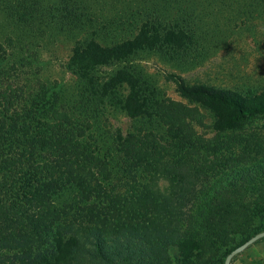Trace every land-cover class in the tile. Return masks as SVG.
Listing matches in <instances>:
<instances>
[{
    "label": "trees",
    "instance_id": "16d2710c",
    "mask_svg": "<svg viewBox=\"0 0 264 264\" xmlns=\"http://www.w3.org/2000/svg\"><path fill=\"white\" fill-rule=\"evenodd\" d=\"M157 28L147 17L133 37L112 45L84 39L69 63L90 78L96 66L163 44L180 48L190 38L182 27ZM123 83L129 90L117 102L127 115L154 112L164 132L138 127L119 135L112 150L56 92L22 99L23 85L12 87L0 69V264H170L174 246L181 264H223L264 230V139L240 131L264 117V87L242 92L179 80L184 99L214 114L215 134L205 137L196 130L203 124L197 106L151 101L127 68L101 89ZM161 180L167 187L158 188ZM67 191L69 201H61ZM255 219L257 232L220 256Z\"/></svg>",
    "mask_w": 264,
    "mask_h": 264
},
{
    "label": "rangeland",
    "instance_id": "374dc122",
    "mask_svg": "<svg viewBox=\"0 0 264 264\" xmlns=\"http://www.w3.org/2000/svg\"><path fill=\"white\" fill-rule=\"evenodd\" d=\"M260 8H264V0H0V43L4 52L0 69L12 87L23 85L22 99L46 88L48 94L56 92L71 117L88 123L87 132L97 137L104 148L113 150L119 135L138 127L164 132V125L154 112L127 115L117 102L128 93L127 84L118 85L111 92L102 91L103 82L120 68L134 73L151 101L166 98L197 106L203 124H197L196 130L211 137L215 134L214 114L184 99L177 82L204 83L242 92L261 90L264 12H256ZM149 13L152 15H146ZM147 17L161 32L168 27H182L189 40L180 48L163 44L96 66L90 78L81 76L70 65L73 48L84 39L95 38L103 45H112L133 37ZM75 22L77 25L73 26ZM240 131L264 139V117L253 119ZM159 182L160 189L168 185L164 180ZM71 194L67 191L59 199L69 201ZM258 227L260 220H253L245 234L220 248L219 255L257 232ZM168 252L170 264H181L178 247H171ZM230 264H264V237L235 255Z\"/></svg>",
    "mask_w": 264,
    "mask_h": 264
},
{
    "label": "water",
    "instance_id": "95a60500",
    "mask_svg": "<svg viewBox=\"0 0 264 264\" xmlns=\"http://www.w3.org/2000/svg\"><path fill=\"white\" fill-rule=\"evenodd\" d=\"M264 237V230L259 231L252 236H250L248 239H246L243 243L239 244L235 248H233L224 258L223 264H230L231 259L240 253L242 250H244L246 247L257 241L258 239Z\"/></svg>",
    "mask_w": 264,
    "mask_h": 264
}]
</instances>
